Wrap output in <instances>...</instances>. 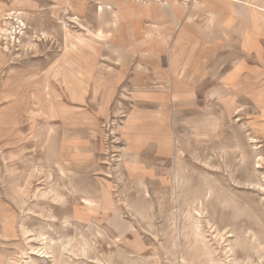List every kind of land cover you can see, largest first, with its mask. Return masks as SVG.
<instances>
[{"label":"rangeland","instance_id":"obj_1","mask_svg":"<svg viewBox=\"0 0 264 264\" xmlns=\"http://www.w3.org/2000/svg\"><path fill=\"white\" fill-rule=\"evenodd\" d=\"M135 2L0 0V264H264V129L144 107L121 76ZM73 130L90 144L63 163Z\"/></svg>","mask_w":264,"mask_h":264},{"label":"crops","instance_id":"obj_2","mask_svg":"<svg viewBox=\"0 0 264 264\" xmlns=\"http://www.w3.org/2000/svg\"><path fill=\"white\" fill-rule=\"evenodd\" d=\"M183 1L137 0L132 10L123 4L122 83L134 79L144 107L170 101L171 117L185 112L202 115L209 123L216 107L225 117L246 111L252 131L264 129V0ZM60 7L58 2V19ZM4 55L0 48V60ZM158 84L164 91L153 88ZM138 111L143 118L159 117L155 109ZM155 122L147 120V126ZM52 128L44 144L47 155L59 159L63 145L56 138L57 128ZM85 138L81 130L64 132L68 156L63 163L87 152L90 143Z\"/></svg>","mask_w":264,"mask_h":264},{"label":"bare ground","instance_id":"obj_3","mask_svg":"<svg viewBox=\"0 0 264 264\" xmlns=\"http://www.w3.org/2000/svg\"><path fill=\"white\" fill-rule=\"evenodd\" d=\"M7 33H8V31L6 30V29H4L3 31H0V39H1V37H2V35L3 36H6L7 35ZM3 38H5V37H3ZM176 181V180H175ZM90 192H93V190L92 189H90ZM84 200H85V204L86 205H89V204H91L92 203V199L90 198V197H87V198H84ZM91 202V203H90ZM88 209H89V207H88ZM47 245V244H46ZM49 253H50V251H46V250H43V251H40V254L42 255V256H49ZM37 254V253H36ZM38 255V254H37ZM45 257V258H46ZM52 257V256H51Z\"/></svg>","mask_w":264,"mask_h":264}]
</instances>
